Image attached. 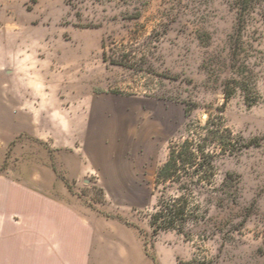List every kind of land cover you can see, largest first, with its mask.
Listing matches in <instances>:
<instances>
[{
  "label": "rangeland",
  "instance_id": "obj_1",
  "mask_svg": "<svg viewBox=\"0 0 264 264\" xmlns=\"http://www.w3.org/2000/svg\"><path fill=\"white\" fill-rule=\"evenodd\" d=\"M210 117L215 183L156 234V171ZM84 261L264 264V0H0V264Z\"/></svg>",
  "mask_w": 264,
  "mask_h": 264
},
{
  "label": "trees",
  "instance_id": "obj_2",
  "mask_svg": "<svg viewBox=\"0 0 264 264\" xmlns=\"http://www.w3.org/2000/svg\"><path fill=\"white\" fill-rule=\"evenodd\" d=\"M222 124V118L216 122L212 117L206 125L191 122L185 135L171 142L167 161L156 171L155 189L171 184L176 194L166 203L160 199L151 221L156 234L187 225L194 217L197 190L215 183L216 160L234 140Z\"/></svg>",
  "mask_w": 264,
  "mask_h": 264
},
{
  "label": "crops",
  "instance_id": "obj_3",
  "mask_svg": "<svg viewBox=\"0 0 264 264\" xmlns=\"http://www.w3.org/2000/svg\"><path fill=\"white\" fill-rule=\"evenodd\" d=\"M84 260H86V259H84ZM77 261H79V263H81V261H82V258H80L79 260H77ZM86 261H84V263L83 264H86L85 263Z\"/></svg>",
  "mask_w": 264,
  "mask_h": 264
}]
</instances>
